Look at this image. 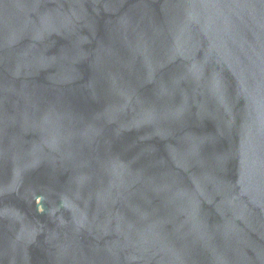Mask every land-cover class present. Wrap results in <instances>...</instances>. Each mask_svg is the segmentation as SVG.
<instances>
[{"label": "water", "instance_id": "obj_1", "mask_svg": "<svg viewBox=\"0 0 264 264\" xmlns=\"http://www.w3.org/2000/svg\"><path fill=\"white\" fill-rule=\"evenodd\" d=\"M0 264H264V0H0Z\"/></svg>", "mask_w": 264, "mask_h": 264}]
</instances>
